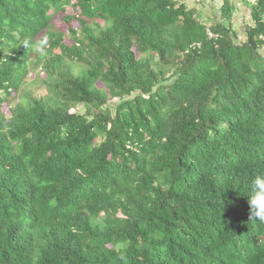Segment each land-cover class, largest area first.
<instances>
[{"label":"trees","instance_id":"1","mask_svg":"<svg viewBox=\"0 0 264 264\" xmlns=\"http://www.w3.org/2000/svg\"><path fill=\"white\" fill-rule=\"evenodd\" d=\"M194 1L0 0V264H264V0Z\"/></svg>","mask_w":264,"mask_h":264},{"label":"rangeland","instance_id":"2","mask_svg":"<svg viewBox=\"0 0 264 264\" xmlns=\"http://www.w3.org/2000/svg\"><path fill=\"white\" fill-rule=\"evenodd\" d=\"M213 5H209L208 3L204 5H200L198 3H195L194 0H190L189 5L190 6H196L198 9V15L199 17L205 19L208 21V19L213 18L214 15V9L219 8V3L218 2H213ZM237 10L234 12V17H233V27L235 31L237 32L238 36L240 39L244 37V24L248 22L249 20V14L246 9H244V6L241 3H237ZM65 13L67 14H73L71 6L66 7ZM61 13H57L53 19H52V24L54 30H60L64 33L65 35V41L68 44L72 43V40L68 34V25L66 22L63 21ZM210 21V20H209ZM73 28H78V22L73 21L72 22ZM35 52H41L40 49H37ZM39 70V68L37 69ZM44 75L43 71H40L39 74L36 71H30L27 78H25L24 82L20 86L18 90L15 92H12L15 96V101L20 102L22 104H26L27 101L34 96H40V95H45L47 90L46 87L42 81V76ZM6 106V105H5ZM9 107L6 106L4 108L5 113H9L8 110Z\"/></svg>","mask_w":264,"mask_h":264},{"label":"clouds","instance_id":"3","mask_svg":"<svg viewBox=\"0 0 264 264\" xmlns=\"http://www.w3.org/2000/svg\"><path fill=\"white\" fill-rule=\"evenodd\" d=\"M23 46L27 48L29 42L24 41ZM245 197L250 209L249 220L264 224V171L251 178Z\"/></svg>","mask_w":264,"mask_h":264},{"label":"built area","instance_id":"4","mask_svg":"<svg viewBox=\"0 0 264 264\" xmlns=\"http://www.w3.org/2000/svg\"><path fill=\"white\" fill-rule=\"evenodd\" d=\"M207 34L209 37H217V34L207 29Z\"/></svg>","mask_w":264,"mask_h":264},{"label":"crops","instance_id":"5","mask_svg":"<svg viewBox=\"0 0 264 264\" xmlns=\"http://www.w3.org/2000/svg\"><path fill=\"white\" fill-rule=\"evenodd\" d=\"M181 1H184V2H186L187 4H189V2H190V0H181ZM198 4H200V5H202L201 3H198ZM205 6V5H204ZM199 13V12H198ZM203 20H205V19H203ZM209 20H211V19H208V21Z\"/></svg>","mask_w":264,"mask_h":264}]
</instances>
